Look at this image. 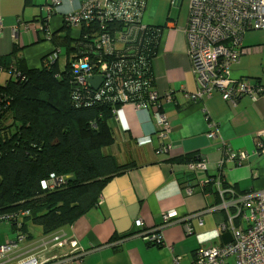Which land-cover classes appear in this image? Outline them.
Here are the masks:
<instances>
[{
  "label": "crops",
  "instance_id": "0c3cea01",
  "mask_svg": "<svg viewBox=\"0 0 264 264\" xmlns=\"http://www.w3.org/2000/svg\"><path fill=\"white\" fill-rule=\"evenodd\" d=\"M83 1L61 0L47 21L52 34L63 35L64 15L77 11ZM161 1L145 0L142 22L161 28L151 63L152 89L159 94L160 111L169 121L166 142L170 148L162 155L155 154L161 141L150 109L123 106L114 118V142L105 153L118 167L125 168L107 183L98 204L73 224L48 236H42L37 227H29L31 238L19 244L7 264L30 256L40 263L58 264H173L174 257L179 258V264H191L198 251L216 245L210 239L225 219L218 208L217 188H202L217 175L223 144L249 154L241 165L229 163L224 167L225 186L237 194L264 189V153L255 152L256 132L264 128V99L252 101L244 96L235 106L223 101L218 93L189 99L197 91V83L182 32L186 16L183 22L164 17L160 14ZM182 1L169 0L170 7L178 9ZM47 3L0 0L1 62L11 53L13 44L29 69L38 68L41 59L54 51L38 28L46 16ZM78 34V29H72L69 35L75 39ZM242 47L238 62L231 65L233 77L264 86V31L247 32ZM4 72L0 69V74ZM213 130L217 135L209 138ZM141 137H149L150 144L137 145ZM184 157L204 158L206 170H185L186 163L175 162ZM171 211L176 212L178 222L161 226L162 213ZM191 214H199L203 225L189 233L181 221ZM137 220L142 225L135 229ZM134 230L148 234L155 230L161 236V246L151 245L137 234L121 239ZM221 233L218 245L224 241ZM12 239L10 226L0 223V245Z\"/></svg>",
  "mask_w": 264,
  "mask_h": 264
},
{
  "label": "built area",
  "instance_id": "2783aa9c",
  "mask_svg": "<svg viewBox=\"0 0 264 264\" xmlns=\"http://www.w3.org/2000/svg\"><path fill=\"white\" fill-rule=\"evenodd\" d=\"M187 1V18L182 32L197 83V91L190 98L186 95L187 98L210 97L213 93H218L223 101L234 106L238 99L244 96H248L252 101L264 99V86L252 84L247 79H235L231 71V65L238 62L243 52L244 35L249 31H264V0ZM60 3L61 0H48L45 7L46 16L40 21L38 28L46 36L51 33L48 18ZM144 8L145 0H84L77 11L64 15L63 23L69 30L77 29L83 23H98L101 30L105 22L124 24L121 29L114 30L113 35L105 31L98 34L95 49L102 51V55L96 65L95 75L90 74L86 56H81L71 64V72L75 83L81 87L88 83V77L101 76L99 88L103 84V89L99 95L112 93V100L122 103V107L133 105L139 111L150 109L161 141L155 154L162 155L170 148L166 142L169 121L160 111L159 94L152 89L153 84L143 81L148 77L147 58L151 52L148 43L143 51L139 49L140 44L146 40L144 34L148 26L142 22ZM95 49L92 51L95 52ZM59 54L60 50L56 48V51L49 55V62L54 63ZM110 56L113 60H109ZM56 78L59 79V76ZM120 109L116 111V117ZM216 135V130H213L209 132L208 137L214 138ZM255 138L258 140L255 146L256 154L264 153V128L256 132ZM150 142L149 137L137 139L139 146ZM222 149L223 156L216 165L217 175L208 182L217 188L220 196L218 208L225 213L220 227L222 232L228 231L230 237L220 245L198 251L191 264H224L228 258H233L234 264H264V189L237 194L231 188H223L224 167L229 163L241 165L249 154L229 148L225 144ZM184 168L190 171H205L206 160L198 157L195 162H187ZM64 183L63 178L51 177L49 182L44 181L41 185L42 188L53 189ZM205 185L202 184V188ZM187 194H191V189L187 190ZM161 216V226L170 225L177 218L174 211L164 212ZM9 219H12V215L0 216V223H7ZM181 222L189 233L193 232L195 227L203 225L199 214H191ZM134 225L137 229L142 223L137 220ZM132 233L143 236L150 243L161 242V236L155 230L149 234L137 230ZM54 240L62 247L57 238ZM23 241L25 237L17 235L0 245V264L9 263L11 256ZM17 264L58 263H40L30 256L20 259ZM173 264H179L178 257H174Z\"/></svg>",
  "mask_w": 264,
  "mask_h": 264
},
{
  "label": "trees",
  "instance_id": "16d2710c",
  "mask_svg": "<svg viewBox=\"0 0 264 264\" xmlns=\"http://www.w3.org/2000/svg\"><path fill=\"white\" fill-rule=\"evenodd\" d=\"M122 27V23L105 22L101 30L98 23H83L75 39L69 35L72 29L64 25L63 35L44 34L55 47L53 52L64 49L62 69L58 67L59 55L54 63L49 62L53 52L41 59L38 68H25L16 44L0 61V69L8 76L0 84V216L12 215L7 224L13 239L17 235L31 238L29 227H37L42 236H48L73 224L98 204L104 187L125 168L105 153L114 142L115 113L123 104L113 101L112 93L99 95L103 84L97 89L88 83L79 86L71 72V64L86 56L90 74L95 75L102 55L95 49L98 34L105 31L113 35ZM160 33L161 28L148 25L146 40L139 46L143 51L148 43L151 49L148 77L143 80L150 84ZM197 159L184 157L175 162ZM51 177L63 178L65 183L42 188V182ZM211 185L208 182L204 188ZM222 187L227 186L223 183ZM150 244L161 246L160 241Z\"/></svg>",
  "mask_w": 264,
  "mask_h": 264
},
{
  "label": "rangeland",
  "instance_id": "374dc122",
  "mask_svg": "<svg viewBox=\"0 0 264 264\" xmlns=\"http://www.w3.org/2000/svg\"><path fill=\"white\" fill-rule=\"evenodd\" d=\"M160 14H163L164 17H173L174 19L178 18L180 20V22H183L184 19H185V16L187 18V11H188V1L187 0H183L182 3H181V6L176 9L174 7H170V4H169V0H163L160 2ZM171 8V9H170ZM53 49H55V47L53 46ZM59 50H61L60 54H59V57H58V64L60 66V69L63 68V65L65 63V58L66 56H64V49L63 48H58ZM7 77V75L5 74H0V84L1 83H4L5 82V78ZM222 232V229L220 227V231L218 230L215 234L214 237H212L210 239V242L212 245H214V243L216 245L219 244L220 242V239H219V235L220 233ZM221 239L224 240V241H227L230 237V233L227 231V232H222L221 233ZM210 243H208L206 246H209ZM224 264H234V259L233 258H228Z\"/></svg>",
  "mask_w": 264,
  "mask_h": 264
},
{
  "label": "water",
  "instance_id": "95a60500",
  "mask_svg": "<svg viewBox=\"0 0 264 264\" xmlns=\"http://www.w3.org/2000/svg\"><path fill=\"white\" fill-rule=\"evenodd\" d=\"M87 81L94 89H97L101 84L102 78L101 76H93L88 77ZM68 180H72V176H68Z\"/></svg>",
  "mask_w": 264,
  "mask_h": 264
},
{
  "label": "bare ground",
  "instance_id": "6f19581e",
  "mask_svg": "<svg viewBox=\"0 0 264 264\" xmlns=\"http://www.w3.org/2000/svg\"><path fill=\"white\" fill-rule=\"evenodd\" d=\"M226 188H227V187H226ZM226 188H225V189H226Z\"/></svg>",
  "mask_w": 264,
  "mask_h": 264
}]
</instances>
